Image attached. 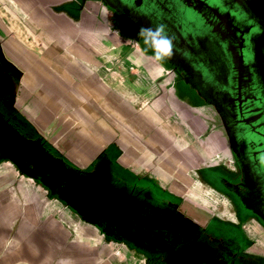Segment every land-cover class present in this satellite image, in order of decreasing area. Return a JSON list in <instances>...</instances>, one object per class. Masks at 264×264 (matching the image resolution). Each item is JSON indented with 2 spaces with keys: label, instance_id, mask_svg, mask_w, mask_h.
Masks as SVG:
<instances>
[{
  "label": "crops",
  "instance_id": "obj_1",
  "mask_svg": "<svg viewBox=\"0 0 264 264\" xmlns=\"http://www.w3.org/2000/svg\"><path fill=\"white\" fill-rule=\"evenodd\" d=\"M122 24L104 0H0V126L38 166L0 149V264H126L120 245L146 264H187L196 246L202 264H264V230L236 214L248 173L222 115ZM97 197L102 215L130 213L132 242L81 216Z\"/></svg>",
  "mask_w": 264,
  "mask_h": 264
},
{
  "label": "flooded vegetation",
  "instance_id": "obj_2",
  "mask_svg": "<svg viewBox=\"0 0 264 264\" xmlns=\"http://www.w3.org/2000/svg\"><path fill=\"white\" fill-rule=\"evenodd\" d=\"M104 1L123 22L124 31L139 38L142 44L143 38L138 37L140 27L163 24L162 18L172 20L174 10L179 17L190 22L189 29L186 24L174 22L175 27L166 29L174 40L173 52L164 61L176 69L185 67L187 74L198 82L222 115V127L236 141L239 169L248 173L245 180L239 179L236 185L233 198L236 214L245 220L250 218L264 230V0ZM183 32L189 33L191 44L186 42ZM207 43L214 46L212 56L209 52L212 62L192 63L193 54L199 53ZM180 57H183L182 61L178 60ZM2 131L0 126L2 152H9V158L21 171L35 174L38 166H32L11 150L6 151V136ZM17 148L20 152L21 148ZM79 187L83 192L87 188L84 183ZM104 200L103 197L88 199L89 206L79 208L81 216L97 226L112 222L114 230L120 225L125 241L132 242L133 234L138 232L134 231L130 213L119 215L111 208L110 213L102 215L108 208L104 205L107 200ZM112 200L108 202L112 204ZM81 201L78 199V203ZM208 230L198 229L195 225L186 229L204 237Z\"/></svg>",
  "mask_w": 264,
  "mask_h": 264
},
{
  "label": "rangeland",
  "instance_id": "obj_3",
  "mask_svg": "<svg viewBox=\"0 0 264 264\" xmlns=\"http://www.w3.org/2000/svg\"><path fill=\"white\" fill-rule=\"evenodd\" d=\"M158 13H160V12H158ZM161 14V13H160ZM161 16H163V15H159V17H161ZM161 19V18H160ZM162 20V22H163V25H165V28L166 29H171L172 27H175V25H174V23L175 24H186V27H187V29H189L190 28V22H186L185 21V19L184 18H182V17H179L178 15H177V13L175 12V10L174 11H172V20L170 19V18H168V19H166V18H162L161 19ZM174 22V23H173ZM156 25H154L153 27H155ZM192 29V28H191ZM170 33H168V35H169ZM183 34L186 36V39L185 40H187L186 42L188 43V44H191V42H192V39H190V38H188V36H189V33L188 32H183ZM183 34H180V37L181 36H183ZM194 34L196 35V31L194 32ZM213 43H207L206 45H205V48H203L202 50H203V52H202V50L201 51H199V53L197 52L195 55L193 54V58H191V59H194V61L192 62V63H199L200 61H206V60H210L211 62H212V58H210L209 57V52H210V56H212V49H213ZM181 56H184L183 55V53H182V55ZM178 60L179 61H182L183 60V57H180V58H178ZM208 63V62H207ZM250 180H252V177L250 176L249 177V181ZM251 182V181H250ZM183 222H185V221H183ZM132 223H136L135 221H132ZM86 227H89V226H80L78 229H77V232H78V237H80V236H83V235H85V233H86V231H87V229H90V230H93L91 227H89V228H86ZM80 239V238H79ZM78 239V240H79ZM184 239V238H183ZM198 240V239H197ZM188 242V237H186L185 238V241L183 242V243H181L179 246L180 247H184L185 245H187L186 243ZM196 242L198 243V241H194V244H196ZM178 246V247H179ZM195 246V245H194ZM117 248H119L120 249V251L122 252V255H123V257L122 256H120V257H122L123 258V260L122 261H124V262H126V264H128L129 263V260L131 261V263L132 264H146L145 263V261H142L141 260V262L139 261V260H133V259H130L131 257H129L128 256V254H127V252H126V249L123 247V246H119V247H117ZM190 250H191V253H190V255H193V252L196 254V256H195V259H190V262H187V264H202V262H204L205 260H206V256H205V253H203L202 252V250L200 249L199 250V248L196 246V248L194 247V248H190ZM176 251H178V249H176ZM176 251L173 253V254H176ZM80 254H81V252H79ZM81 257V256H80ZM191 258V257H190ZM224 259V261H225V258H223ZM80 260V259H79ZM228 260V259H227ZM123 262V263H124ZM82 263H85V262H81V264ZM107 264L108 262H107V259H106V261H101L100 262V264ZM205 263V262H204ZM79 264H80V262H79ZM96 264V263H95Z\"/></svg>",
  "mask_w": 264,
  "mask_h": 264
},
{
  "label": "clouds",
  "instance_id": "obj_4",
  "mask_svg": "<svg viewBox=\"0 0 264 264\" xmlns=\"http://www.w3.org/2000/svg\"><path fill=\"white\" fill-rule=\"evenodd\" d=\"M138 37L143 38V44L146 48L152 50V59L155 61L162 62L173 52L174 38L168 35L165 25L163 24H159L155 27H140Z\"/></svg>",
  "mask_w": 264,
  "mask_h": 264
}]
</instances>
